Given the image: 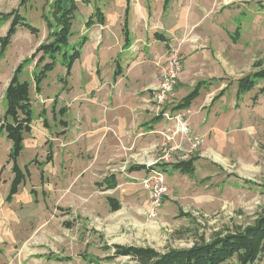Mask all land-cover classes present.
Instances as JSON below:
<instances>
[{
  "label": "rangeland",
  "instance_id": "1",
  "mask_svg": "<svg viewBox=\"0 0 264 264\" xmlns=\"http://www.w3.org/2000/svg\"><path fill=\"white\" fill-rule=\"evenodd\" d=\"M134 1L142 0H131L130 12ZM27 2L20 7V0H0L1 13L18 9L33 27L40 30L33 34L28 28L18 26L0 58V121L7 109L4 97L7 89L4 88L9 79L49 35L43 14L50 12L52 0ZM76 4L70 44L77 47L83 36L89 40L82 49L81 59L74 65V75L67 76L65 59L60 58L42 82V91L38 92L34 85L35 72L40 69L36 66L38 58L25 63L21 73L22 79L31 83L35 102V124L27 138L29 142L38 138L41 146L33 157L34 151L29 147L19 157L21 168L28 165L30 175L10 203L6 202L14 177L12 164L7 161L10 141L0 134V224L3 225L0 228V264H121L128 258L108 259L113 243L149 245L159 250L184 248L201 236L210 239L216 232L253 222L264 211V94L256 88L236 97L237 86L233 85L226 89L222 98L215 99L229 81L235 82L259 70L254 67L255 62L260 61L264 68V0H177L173 18L179 28L175 35H168L169 45L156 41L153 32H170L171 25H166L171 18H165L170 5L164 12V0H148V12L152 14L153 5L155 13L147 27L144 25L141 30L143 34L147 32L148 37L145 36L142 43L134 40L137 32L132 35V13L129 12L131 43L127 46L124 39L120 53L113 48L112 41L115 43L123 32L127 0H76ZM97 8L108 17V25L114 28L113 35L109 29H100L99 25L92 29L86 27ZM11 23L12 19L0 23V37L7 34ZM119 24L122 31H119ZM164 24L166 28L161 30ZM97 29L100 31L99 43L105 35L111 45L104 47L106 41L98 50ZM141 51H146V57L141 60L151 66L163 64L164 68L171 54L182 57L181 79L189 80L184 78L187 81L184 84L179 81L173 102L166 103L163 109L170 114L181 113L191 133H199L205 138L199 149L190 151V144L179 135L176 137V142H182L184 151H181L187 155L185 160L196 159V173L190 176L170 165L164 170L167 194L154 218L148 215L149 193L142 185L144 171L133 173L129 168L138 163L147 165L153 159L164 165L182 160L181 151L172 153L167 161L160 157L164 140L160 131L166 127L174 130V121L167 120L166 126L158 127L159 132L151 133L152 128L142 124L159 114L153 102L147 99L150 91L136 88L129 90L133 92L132 96L125 92L122 97L116 94L114 103H110L113 107L108 112L109 118L124 114L131 135L135 134L133 121L141 118L142 122L134 139L127 142L131 147L127 149L128 145L123 142V156L107 164L109 143L114 145L110 140L112 133L99 141L97 135L85 130L90 115L88 109L82 111L84 107H80V101L83 104L84 100L73 103L75 97L96 83L94 78L89 79L92 77L89 67L95 54L100 53L104 65L97 64L96 72L99 77L103 72L107 82L111 70L116 75L117 67L121 71L128 67L122 64L125 57H130V65ZM132 54L136 56L131 57ZM164 54L167 58L158 65L156 60H161ZM136 65L131 66L136 68ZM211 78L224 79L202 89L189 110H172L198 81ZM69 84L74 87L70 93ZM261 86L264 82H260ZM123 87V84L119 85L118 91L122 92ZM102 95L93 90L88 97L93 103L108 102L107 93L102 92ZM134 101L137 117L132 114ZM60 107L65 108V114L59 112ZM119 141L122 143L121 139ZM138 142L142 147L135 151ZM169 142L170 145L174 143ZM50 148L55 153L52 163L47 162ZM111 174L117 179L115 188L97 184ZM108 197L120 201L121 209L113 211ZM68 222L71 227L65 225ZM225 264L236 263L230 260ZM258 264H264V257Z\"/></svg>",
  "mask_w": 264,
  "mask_h": 264
},
{
  "label": "trees",
  "instance_id": "2",
  "mask_svg": "<svg viewBox=\"0 0 264 264\" xmlns=\"http://www.w3.org/2000/svg\"><path fill=\"white\" fill-rule=\"evenodd\" d=\"M27 1L20 0V7L27 4ZM170 2L171 0H165L164 12L168 9ZM130 4L131 0H127L126 19L123 26V34L127 46L131 43L129 41L130 31L128 28ZM50 7V12L43 14L47 30H49L47 40L40 43L31 57L26 58L15 69L4 96L7 109L0 121V134L6 135V138L11 142L12 147L7 161L12 164L11 170L14 175L9 187V194L6 197L7 203H10L15 195L19 193V187L24 184L28 175H30L29 166L26 165L25 169H22L18 160L25 149V136L32 132V123L35 118L31 98V84L28 80H23L21 77L25 63L30 60L35 61L38 58L36 66L40 67V69L35 72L34 85L37 91L40 92L42 91V82L48 78L50 71L56 67L57 61L60 58L65 59L67 76L70 77L72 75V68L78 59H80L82 49L89 39L87 36H83L77 47H73L70 44V38L73 35L71 28L75 18L74 14L77 10L76 0H52ZM8 19H12V23L7 30V34L4 37H0V44L2 46L0 58L11 43L13 36L17 33L18 26L22 25L28 28L33 34H37L40 31L35 26L33 27L27 18L20 14V10L18 9L5 13L0 12V23ZM105 23L106 15L101 8H97L87 21L86 27L90 29L95 24L105 25ZM237 32L239 33L240 31L237 30ZM155 38L162 42H169L165 35L158 32L155 33ZM254 67L260 69L238 78L235 82L229 81L225 90L216 97L215 101L222 98L226 89L231 88L233 85L237 86L236 97L244 96L256 88L259 89L260 94H264V86L259 87L260 82H264V68H262L260 61L255 62ZM121 73L122 71L117 67L116 75H121ZM223 79L211 78L198 81L193 90L182 97L178 104L173 105L172 110L174 112L189 110L200 96L202 89L208 88L215 81L221 82ZM64 111L65 108L59 110L61 114H65L66 111ZM163 115V112L155 115L148 124L152 127L153 124L161 122ZM63 123L64 125L66 124L65 122ZM47 160L48 162H52L53 160L52 149L48 151ZM195 162V158L189 160L182 159V161L168 163L167 165L157 163L155 167L157 166L164 171L170 165L176 171L194 176L196 173ZM150 169L152 168L146 164L138 163L131 165L129 171L139 172L140 170L147 171ZM97 184H105L109 189L115 188L117 179L115 174H111L102 182H97ZM108 201L113 211L121 209L120 201L113 197H108ZM65 225L67 227L72 226L70 222ZM109 249L112 255L108 259L118 257L128 258L127 262L121 264H225L230 260H234L236 264H258L264 257V211L258 214L255 220L249 224L236 225L227 231L216 232L210 239H205L201 236L189 247H170L166 250H159L149 245L140 246L136 244L124 245L113 243Z\"/></svg>",
  "mask_w": 264,
  "mask_h": 264
},
{
  "label": "crops",
  "instance_id": "3",
  "mask_svg": "<svg viewBox=\"0 0 264 264\" xmlns=\"http://www.w3.org/2000/svg\"><path fill=\"white\" fill-rule=\"evenodd\" d=\"M177 1V0H176ZM176 1H172L169 5H170V8L168 10V14L165 16V18H168L170 20L171 18V21H169V23H167L168 25L166 26H170L171 25V29H170V32L169 30H167V34L166 32L163 34L166 36V38L168 39L169 41V34L170 33H173V35H175L177 32H178V28H179V25H176V19H174L173 17H175V14H176ZM165 2V0H164ZM137 5V6H136ZM152 5V4H151ZM178 5V4H177ZM163 8H164V5H163ZM180 8H183L182 5ZM167 11V10H166ZM186 12V11H185ZM184 12V13H185ZM131 18H130V28H131V32H132V35H135V33L137 32V35H135L134 37V40L137 41L138 43H142L143 41H145V36H147V32H146V29H145V34H143V26L145 25V27H147V24L149 23V20L154 18L155 17V13L153 11V5H152V14H150V11L148 12V0H142V1H134L133 4H132V9H131ZM164 15V14H163ZM163 17V16H162ZM121 23V21H120ZM95 25H99V24H95ZM94 25V26H95ZM92 26V27H94ZM101 28L100 29H109L113 35V29L110 25H108V17L106 16V23L105 25H99ZM119 31L121 29L122 31V28H121V25L119 24ZM166 27H165V24H164V28L161 27V30H164ZM92 29V28H90ZM158 32L160 34H162V32L160 30H156L155 32H153V38L158 41V42H161V43H169L170 44V41L169 42H162V41H159L155 38V33ZM98 33H100L99 29H97V32L95 34V39H96V43L99 44L98 46V50H100V47L102 45H104V43L107 41V37L105 35H103V38L101 40H103V42H101V44L99 43V39H98ZM110 33V32H109ZM123 32H121V35L120 37L118 36L117 38V41L114 43L112 41V44H113V48H115L116 52L117 53H120L121 52V48L122 46L124 45V35H122ZM101 35V34H100ZM111 35V36H112ZM89 40V39H88ZM88 42V41H87ZM86 42V44H87ZM109 44L111 45V43H109V41L106 42V45L104 47H107L109 46ZM137 46V45H136ZM139 46V45H138ZM143 46H146V44H143ZM84 48V47H83ZM132 48V47H131ZM147 51V50H146ZM146 51H141L139 52V55L137 54H132L131 57H137L135 61H133L132 64L129 65V62H130V57L126 59L125 57V61L127 62V64L125 65V61L123 62L121 60V63L124 65V66H128V67H125L124 69H122V73L121 75H115V71L111 70V78L106 82V79H104V76H103V70L101 69V75L100 77L98 76V73L96 72L97 70V64L99 66L102 67V57H100V53H97L95 54V56L93 57V62L91 63L90 67H89V72H91V78L89 79H93L95 80V84L93 85V88L89 89L88 91L86 92H82L81 94H79V96L75 97L74 98V102H79L80 99H83L84 100V103L81 104L82 101H80V107L83 106L84 108L82 109V111L84 109H88L89 110V115L90 117L88 118L89 119V125L88 127L85 128V130L87 131H90L92 133V135H97V137L99 138V141L103 140L104 136L107 134L109 136V133H112V137H111V141L114 145L111 146V143H109V148H108V156H107V160H106V163L108 164L110 161L112 160H120L121 156H123V151H121V145L124 146V143L125 142L127 145L128 143L127 142H131V139H134L137 131H138V126L140 125V123L142 122L141 118H137L136 121H133V128H134V132L135 134L131 135V129L129 128L130 125L128 124V122L126 121L125 118H123L125 115L123 114V116L121 117V114L120 115H115L113 116L112 118H109V115H108V112L110 110V108H112L113 106L110 105L114 103V97L117 96L116 94H119V96L122 97V95L125 93H130V95L132 96L133 92H130L129 90L133 91V90H136V88L138 89H144V90H149L150 91V94H151V90L155 87L158 86V84L160 83V80H161V75H162V72H163V68H164V65L162 64V62H164V59L167 58V56H165V54L163 56H161V60L158 59L156 60L157 64L159 65L162 64V65H159V66H151L149 65L148 62L146 61H143L141 60L142 58H145L146 57ZM81 56H82V53H81ZM81 56H80V59H81ZM111 57L113 58V55H111ZM155 57V56H154ZM111 58V59H112ZM79 60V59H78ZM78 62V61H77ZM76 62V63H77ZM75 63V64H76ZM74 64V65H75ZM138 64V67L137 65ZM131 65H136V68H134V66H131ZM104 66V65H103ZM74 68V66H73ZM72 68V70H73ZM184 71V70H183ZM182 71V73H183ZM181 73V74H182ZM74 75V72L72 73L71 76ZM116 77V78H115ZM185 79L189 80L188 78L184 77ZM183 79H181V75H180V79L179 81L181 80V82L184 84L186 83L187 81H185ZM11 79V78H10ZM9 79V81H10ZM8 81V83H9ZM7 83V85H8ZM31 84V83H30ZM123 84V89L122 92L121 91H118V86L119 85H122ZM179 84V83H178ZM7 85L4 89L7 88ZM69 87H70V90L68 91V93H70L74 87L69 84ZM93 90H97L99 92H101V96L103 97L102 95V92L103 93H107V100L108 102H105L103 101L102 103H96L94 101V103L89 100V97L88 95L91 94V92ZM123 93V94H122ZM150 94L148 96V101H150ZM118 96V97H119ZM79 97V98H78ZM110 97L112 98L110 100ZM31 98H32V102H33V96H32V90H31ZM52 98L49 99V101H51ZM134 99V98H133ZM86 101V102H85ZM134 106H133V110H132V114H133V117H137L136 116V111H137V104H136V101H134ZM103 105V109L101 108ZM109 105V106H108ZM71 106V105H69ZM35 108V102H33V109ZM61 108V107H60ZM70 109H73V107H71ZM79 112V111H78ZM105 113L104 116H102L100 113ZM82 115V114H80ZM114 118V119H113ZM153 118V117H152ZM83 120H86L85 117H82ZM106 119H112L110 122V120H106ZM82 120V121H83ZM152 120V119H151ZM151 120L142 123L143 125H146V126H149V128H152L151 129V133H157V131L159 130V126H162L163 124H165L164 121H161L159 123H156V124H153V126L151 127L150 124H148V122H150ZM167 122V121H166ZM82 123V122H80ZM33 125L35 124V120L34 122L32 123ZM33 125H32V128H33ZM144 129V128H142ZM30 134V133H29ZM141 134V133H140ZM35 137V136H33ZM119 139H121L122 143L119 141ZM128 139L127 141H123ZM143 144L144 141H142ZM139 143V142H138ZM38 138L37 139H33V140H30V142L28 141V138H27V135L25 136V140H24V146H25V149L24 151L29 147L31 148L33 151H34V154L32 155V157L37 153V149H39V147L41 146V144H38ZM141 144L139 143L138 146L136 147L135 145V151L136 149L138 150V148L142 147L140 146ZM68 146V145H67ZM11 142H10V148H11ZM131 146H126L127 149H129ZM51 149V148H50ZM49 149V150H50ZM67 149V148H66ZM48 150V151H49ZM53 150V148H52ZM23 151V152H24ZM63 151V150H62ZM67 151V150H66ZM124 152H128V151H124ZM48 154V152H47ZM31 157V158H32ZM54 157H55V153L53 151V160H54ZM73 157V155H72ZM71 157V159H72ZM52 160V161H53ZM73 161V159H72ZM48 162V160H47ZM48 163H52V162H48ZM11 164V163H10ZM106 164V166H107ZM144 170H140L139 172H142ZM138 172V173H139ZM133 173H137V172H133ZM146 175V171H144V175L142 176V178ZM20 192V190H19ZM3 225L0 224V228H2Z\"/></svg>",
  "mask_w": 264,
  "mask_h": 264
},
{
  "label": "built area",
  "instance_id": "4",
  "mask_svg": "<svg viewBox=\"0 0 264 264\" xmlns=\"http://www.w3.org/2000/svg\"><path fill=\"white\" fill-rule=\"evenodd\" d=\"M170 56L171 57H169L168 63L162 72L160 83L157 87L151 90L149 98L153 102L155 108L159 110L158 113H164L162 121L165 122V126L167 120L174 121V130L166 127V130L164 129L160 131L164 137L161 145L163 148V154L160 157L166 161L172 157V153L179 152L181 150L184 151L182 142H176V137L178 135L181 140H185L190 144V151H196L205 143L203 135L199 133H191V130L188 127L187 122L183 120L181 113L176 115L170 114L163 109V106L166 105V103L173 102L172 98L175 95L176 89L179 85L180 75L183 71L182 57L176 53L171 54ZM169 141H173L174 143L170 145ZM183 151H181L179 156L181 159L185 160L187 155H185ZM159 161L160 160L153 159L151 162H148L147 166L152 169L147 170L146 175L142 178V185L149 193L148 215L152 218L158 215V209L163 204L164 196L167 194L165 174L163 173L164 171L159 169L157 166L155 167Z\"/></svg>",
  "mask_w": 264,
  "mask_h": 264
}]
</instances>
